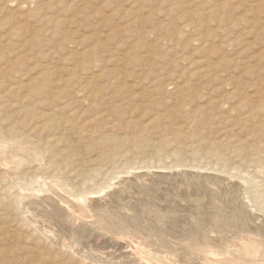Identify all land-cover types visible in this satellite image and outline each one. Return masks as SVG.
I'll return each instance as SVG.
<instances>
[{"label": "rangeland", "instance_id": "obj_1", "mask_svg": "<svg viewBox=\"0 0 264 264\" xmlns=\"http://www.w3.org/2000/svg\"><path fill=\"white\" fill-rule=\"evenodd\" d=\"M0 102L17 105L11 115L21 120H29L30 111L58 108L84 136L99 137L106 126L112 127L117 151L103 169L126 180L174 171L142 162L137 149L148 141L157 145L170 140L168 149L214 145L240 164L227 169L228 176L253 182L264 201V0H0ZM213 159L193 161L199 164L193 169L212 173L210 166L221 167ZM46 170L40 167L36 179L50 183L53 174ZM155 180L164 182L161 176ZM171 193L146 196L156 208ZM27 206L21 204L22 214L11 210L10 220L0 215V236L5 237L0 264H77L79 255L69 254L62 243L75 237L66 232L52 239L41 213L27 212ZM34 213L40 216L34 219ZM52 227L59 230L55 223ZM79 236L84 242L75 243L77 248H93V242L85 243V232ZM110 244H102L101 251L121 252Z\"/></svg>", "mask_w": 264, "mask_h": 264}, {"label": "bare ground", "instance_id": "obj_2", "mask_svg": "<svg viewBox=\"0 0 264 264\" xmlns=\"http://www.w3.org/2000/svg\"><path fill=\"white\" fill-rule=\"evenodd\" d=\"M191 82L185 83L187 85ZM199 83V86L203 84ZM96 92L94 91V94ZM188 95L191 96L189 92ZM177 96L179 97L178 93ZM182 99L180 100L183 101ZM4 102H0L1 218L10 220L11 210L22 214L25 208L23 210L21 204L24 202L28 206L31 204L27 206V212L31 208L36 209V213H41L40 218H44L43 224L52 232V239L55 235H63L66 232L75 237L74 242L62 243L69 254L76 252L79 255V258L76 257L77 264H264V201L260 199V195H256L258 191H255L256 186L253 182L243 179L240 182L235 177L228 176L227 169L235 168L237 164L215 151L214 145L213 147L206 145L204 148L175 145L168 149L166 147L171 143L170 140L165 139L157 145L148 141L143 148L137 149L139 153H143L142 162L147 163V166L174 171L166 174L149 172L145 174L149 176L148 179L137 176L134 180H126L117 177L118 173L115 170L111 169L109 174H105L103 169L106 162L115 160L117 151L114 146L116 136L112 127L109 129V126H106L99 137H95L94 134L84 136L80 128L75 126V122L74 125L69 124L64 115H60L58 108L44 110L39 114L36 109V112L28 110L27 116L29 113L31 115L29 120L24 118L21 120L11 115L12 112L18 111L14 110L17 105L14 107L13 103ZM39 104L41 103L38 102ZM81 112L83 113V110ZM177 130L179 132L181 129L177 127ZM84 138L88 139L87 143L84 141V144H80ZM120 141L122 144H130L128 138H120ZM145 151L147 152L144 153ZM93 154L95 158L91 160ZM151 156L155 158L151 160ZM163 158H170L171 164L164 163L166 160L163 161ZM206 158H214L221 167L210 166L212 173L193 169L199 165L193 161ZM39 166L52 171V182H40L36 179ZM239 166L240 164L237 167ZM157 176L163 177L164 182H156ZM109 188L112 190H108ZM170 190L172 193L165 199L166 201L160 200L159 206L151 207V201L154 200H150L146 192L155 191L158 196ZM44 192L46 195L41 196L40 194ZM94 194L101 196L92 198L91 195ZM5 196L7 202L4 200ZM262 197L264 199L263 195ZM38 214L34 213L36 216L34 219L40 216ZM54 223L59 230L52 227ZM169 225L175 226L176 231L170 230ZM84 232L86 236L83 238H87L85 243L93 242L96 245L89 244L93 248L90 247L87 252L81 251L75 245L84 242L79 236L84 235ZM123 235H128L129 238H123ZM1 236L0 244L2 238L5 239ZM104 243L109 245L112 243L113 247L121 249V252L103 253L101 249ZM38 262L40 264V260Z\"/></svg>", "mask_w": 264, "mask_h": 264}]
</instances>
